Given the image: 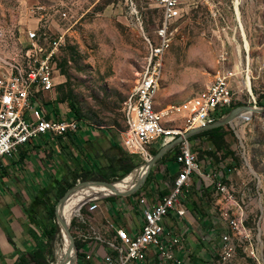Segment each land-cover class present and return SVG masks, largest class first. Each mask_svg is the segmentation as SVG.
<instances>
[{"label": "rangeland", "instance_id": "374dc122", "mask_svg": "<svg viewBox=\"0 0 264 264\" xmlns=\"http://www.w3.org/2000/svg\"><path fill=\"white\" fill-rule=\"evenodd\" d=\"M239 2L243 20L252 33L250 36L253 52H264V0H187L185 16L172 26L171 45L164 54L161 89L157 97L158 110L163 111L171 105H182L186 102L190 104L195 97L204 98L215 88L217 77L223 71L220 51L225 48L230 53L235 52L236 46L241 43L236 33L238 22L234 8ZM161 22V14L151 0H136L134 5H131L129 0H0V56L7 61L21 59L24 51L22 41L30 26L38 24L40 33L61 39L57 73L59 84L53 99L52 95H48V104L44 106L47 110L54 109L59 115L69 118L70 103L73 102L82 114V127L77 134L81 138H87L93 133L95 140L94 147L86 143L79 145L71 135L46 141L48 146L45 155L49 156L52 163V166H47V175L51 177L60 167L63 176L68 178L73 187L79 185L68 197H77L91 191L95 195L98 190L111 189L107 185L82 184L87 181L83 173L85 169L93 166V158L102 167H108L104 177L119 185L123 180L117 175V159L120 156L123 155L124 159L132 161L133 172L145 165L159 150L157 147L160 146V141H157L149 148V154H130L124 149L126 153L122 154L110 145L107 138H104V141L100 137L107 134L120 147L122 133L128 130L124 117L125 102L136 89L140 74L147 71L151 63L153 45L156 46L160 42L156 31ZM258 91L255 89V92ZM236 97L240 103L227 107L224 110L227 111L226 114L237 106L250 105L247 102L248 94L239 93ZM189 120L190 112L186 110L184 114L180 113L179 118L165 119V124L168 127L188 130ZM223 127L227 133V145L219 151L223 155L225 152L232 153L228 157L233 159L237 166V171L231 172L232 175L226 182L233 183L239 195L244 188L249 190L247 195L250 197H245L242 205L252 227V242L261 263L264 264V113L242 114ZM204 139H192L195 150L199 152L203 169L206 168L207 157L211 155L209 152L215 149L210 141ZM200 140L203 141L202 146ZM35 141L38 144L31 143L34 148H40V145L45 143L39 138ZM87 152L93 157L88 158L85 155ZM217 155L213 154L215 164L212 168L221 160L220 155ZM175 166L178 167L177 164ZM158 168L159 165L156 164L154 171ZM11 173L13 179L20 184L25 176L30 177L27 170L22 174L16 171ZM0 174L8 175L1 163ZM144 174L132 179V186L127 190ZM173 178L174 176L169 177L168 180ZM194 179L199 178L196 176ZM37 182V185L42 183L41 179H37ZM46 189V198L36 213H40L39 217L43 223L58 225L57 214L52 218L49 212L54 204L57 205L61 196L56 195L53 186ZM149 191H145V194ZM21 192L15 190L16 194L22 195ZM212 192H205L202 198L199 194L196 195L194 201L197 207L194 208L200 211L206 209L201 204L202 200L207 201L205 204L214 206ZM151 195L154 194L151 193L148 197ZM125 197L111 194L89 198L98 199L100 202L101 206L95 212L99 218L98 212L106 213V206H111L118 199L128 200L124 205H139V195ZM68 204L70 203L64 206ZM219 206L217 213H220ZM120 213L123 216V211ZM73 219L70 230L75 237V243L81 242L74 231ZM98 221L102 226L106 223L103 216ZM202 231L198 233L199 246L206 248L208 252L210 245L201 239ZM60 236V240L51 241L46 238L44 250L51 264H60V253L64 247L62 232ZM250 244V241H238L237 256L232 264H260L250 254ZM75 251L76 264L82 263L84 259H79L77 250ZM196 253H199L197 249L193 252V257L197 256Z\"/></svg>", "mask_w": 264, "mask_h": 264}, {"label": "built area", "instance_id": "2783aa9c", "mask_svg": "<svg viewBox=\"0 0 264 264\" xmlns=\"http://www.w3.org/2000/svg\"><path fill=\"white\" fill-rule=\"evenodd\" d=\"M151 1L162 18L156 31L160 42L153 45L151 73L143 78V86L133 99L125 102L124 117L128 130L122 133L120 141L124 150L136 155L149 154V148L157 141L163 147L191 129L212 124L226 115L224 110L227 107L240 103L236 97L239 93L248 94L250 105L264 107L261 105L264 104V52H253L252 33L243 20L239 2L241 19L238 18L236 4L234 8L238 22L236 33L241 43L236 46L235 52L230 53L224 48L219 53L223 64V71L217 77L221 84L220 93L210 103H203L202 96H197L190 104L179 106L167 115L157 116L150 99V91L155 88L153 75L163 62L164 47L171 45L172 26L185 16L187 0ZM129 2L134 5L136 0ZM22 43L24 51L21 59L13 62L0 56V163L23 146L34 144L37 138L55 140L56 137L76 133L82 127V119L61 116L56 110L45 107L47 96L52 95L53 99L59 84L57 73L61 39L40 33L36 24L26 31ZM255 89L259 91L255 92ZM181 110L191 112L190 127L188 130L179 128L175 136L166 135L161 129V122L179 118ZM200 145H203L201 140ZM177 147L175 157L179 170L170 193L157 198L155 203L147 194H139L143 216L139 229H129L109 218H105L103 229L95 213L101 206L98 199L83 201L75 213L73 228L83 243L86 261L90 264H197L193 259V250L187 245L186 234L190 232L191 224L185 223L180 229L165 224L166 218L171 215L184 220L191 214L189 193L194 185V176H197L204 186L203 190L210 188L215 199L210 231L200 234L201 239L210 245L208 255L201 260L202 264H232L237 256L238 241H250V254L262 264L252 242L253 231L248 214L242 205L249 190L244 188L239 195L237 187L226 182L231 172L237 171L233 159H223L218 152L221 160L217 165L212 168L215 158L209 156L203 169L191 137H184ZM217 206L220 213H217ZM95 241L103 248L100 262L93 251Z\"/></svg>", "mask_w": 264, "mask_h": 264}, {"label": "crops", "instance_id": "0c3cea01", "mask_svg": "<svg viewBox=\"0 0 264 264\" xmlns=\"http://www.w3.org/2000/svg\"><path fill=\"white\" fill-rule=\"evenodd\" d=\"M101 138L104 141V138H107L109 142L111 140L107 134L100 137V139ZM39 139L45 142L40 145V148H34L31 144H27L23 146L19 152L15 153L14 157L12 156V160L7 158L1 162L8 175H1L0 177V264H20L22 260H27L29 264H34L31 254L40 247L45 246L46 234L43 232L44 228L42 226L43 222L39 217L40 213H36L32 208L42 197H45L46 188L56 185L57 179L62 178L63 171L58 167L51 177L47 175V172H49V167L47 166H52L49 156L46 157L45 155V150L48 146L46 143L50 140L46 137H41ZM35 143L38 144L37 141H35ZM120 147L123 149L121 143ZM157 148L160 149L161 145ZM169 153L166 159L163 161L159 160L156 163L159 165L158 169L154 171L153 167L154 178H152L147 187V190L151 191H149L147 195L151 193L154 194L151 195L152 198L149 197L153 203L156 202L157 198L170 193L177 171L179 170V165L177 163L178 167L175 166L171 169L174 165L170 166V163H172L171 159L174 157L175 153H173V150L169 151ZM26 170L28 174H30V179L25 176L21 184L13 179L14 176H12L11 171L21 172L22 174V172ZM172 176H174L173 180H168V178ZM195 177L196 176H194V178ZM37 179H41L42 183L37 185ZM194 184L195 187L192 186L189 193V204L191 206L189 213L191 214L184 220H180L171 215L166 218L165 224L167 227L179 229L182 228L185 223L191 224L190 232L186 234L187 245L193 252H195L196 249L199 251V253H196L197 256L193 257V259L197 264H202L208 252L206 248H201L199 246L198 233L202 231V229L204 232L210 231V217L213 214V206L211 207V205L205 204L207 201L202 200L201 204L203 207L205 206L206 209L202 211L196 209L197 205L194 201L196 195L199 194V197L202 198L205 192L203 190L204 186L200 184L199 179H194ZM15 187L17 189H14ZM15 190H21L22 195L16 194ZM142 193H145V191H142ZM127 201L128 200L122 201V199H118V201L112 203L111 206H106L107 214L98 212V219H101L103 216L129 229H139L143 224L142 209L138 204L135 206L129 204L124 205ZM194 206L196 207L194 208ZM120 211H123V216ZM99 224L101 225L100 222ZM101 227L104 228L102 225ZM87 248L89 249V247ZM102 249L100 243L95 241L93 251L99 262L103 258L101 253ZM81 264L90 263L84 259Z\"/></svg>", "mask_w": 264, "mask_h": 264}, {"label": "trees", "instance_id": "16d2710c", "mask_svg": "<svg viewBox=\"0 0 264 264\" xmlns=\"http://www.w3.org/2000/svg\"><path fill=\"white\" fill-rule=\"evenodd\" d=\"M261 105H264V104H261ZM70 107H71V116L70 117H77V118L81 119L82 114H81L80 110L75 107L73 102L70 103ZM223 129H224L223 126L212 128V129H208V130H205V131H202V132L194 134L193 136H191V139H201V140H203L205 138L204 141H206V140L210 141L215 146L214 147L215 149H211L209 154H211L210 156H213L214 153H216V155H217L218 152H220L219 150L220 149H224L225 148L224 146L227 145L226 141H225V136H226L227 133ZM70 135H71L72 139L76 140L79 145H82L83 143H86V144L92 145L94 147V141L95 140L92 138L91 134L88 135L87 138L79 137V134H77V132L76 133H70L67 136H70ZM60 137H64V136H60ZM78 138H79V140H78ZM110 143H111L110 145L113 148L118 149L119 151H121L122 154L126 153L121 147H119L114 141H112V139L110 140ZM202 143H203V141H202ZM176 150H178L177 146L173 149V153H175ZM155 154H156V152H155ZM169 154L170 153L168 151V153L166 155H164L160 159V161H163L164 159H166L167 155H169ZM231 154L232 153H230V152H225L224 155L222 153V157H224V159H226L228 156H231ZM85 155L88 158L93 157L92 154H89L88 152ZM171 161H172V164L170 166L174 165L171 168V169H173L175 167L176 163H177L175 155H174V157H172ZM91 162H92L93 166L88 167L87 169H85V171L83 173L84 179L85 180H99V179H102V180H105V181L106 180L109 181L107 178L104 177V175L107 172L105 170H107L106 168H108V167H102L94 158L91 160ZM131 162L132 161L130 159H124L123 155L120 156L117 159V163H118L117 169L119 168L117 175H118L119 178H124L125 176H127L132 171V169L134 167V164H131ZM152 178H154L153 169L148 174V176H147V178L145 180V183L143 184L141 189L138 190L137 192L133 193L130 196L132 197L134 195H139L142 191H146L147 187L149 185V182L152 180ZM53 187L55 188L56 195L62 197L70 187H73V184L72 185L70 184V182H69L67 177L62 176L61 179H57L56 185H54ZM207 191H210V188H205L204 189V192H207ZM47 193L48 192L46 191V195H47ZM46 195H45V197H42L38 203L35 204V206L32 208L33 210H35V211L37 210L39 205L46 198ZM55 210H56V204H54V206L52 207V210L49 212L50 217H52V218L55 217V213H56ZM57 218H58V213H57ZM42 226L44 228L43 232L46 234V238H49L51 241L53 239H56V240L57 239H59V240L61 239V236H60L61 229H60L59 224L58 225H47L45 223H42ZM75 244H76V247H77V254H78L79 259H82V258L84 259L85 258V254L82 251L83 243L76 241ZM76 257H77V255H76V251H75V258ZM31 258H32L34 264H51V260L47 257L46 252L44 250V247H40L38 250L34 251L31 254ZM20 264H29V263L27 262V260H22V261H20ZM75 264H76V260H75ZM79 264H81V263H79Z\"/></svg>", "mask_w": 264, "mask_h": 264}, {"label": "bare ground", "instance_id": "6f19581e", "mask_svg": "<svg viewBox=\"0 0 264 264\" xmlns=\"http://www.w3.org/2000/svg\"><path fill=\"white\" fill-rule=\"evenodd\" d=\"M238 4H236V11H237V15L238 18L241 19V15H240V11L238 9ZM167 47H164V51H163V59H164V54L166 51ZM163 65L164 62H161L160 66L158 68L155 69L154 75H153V82H154V87L151 91H150V99L152 101L153 104V109L157 110V116H164L169 114L171 111L176 110L177 107L179 106H186L188 104V102L183 103L182 105H171L168 108H166L163 111L158 110L157 108V97L159 94V91L161 89V81H162V71H163ZM153 69V57L151 59V63L147 69V71L143 72L140 74V80L139 83L136 87V89L134 90V92L132 93L130 99L128 101H131L133 99V95L135 93H138L139 90H141L142 86H143V78H146L149 76V74L151 73ZM221 91V84L219 83V80L217 81V85L215 86V88L209 93L207 94L204 98H202V102L203 103H210V100L213 99L215 96H217V94H219ZM127 101V102H128ZM186 110H181V113L184 114ZM243 114H251L250 111H246ZM192 123V114L190 112V120L188 122V125L190 127ZM161 129H164V132L166 135L168 136H175L178 134V127H168L166 126L165 122H161ZM182 130V129H180ZM187 130V129H186ZM146 173V167L143 165L141 166L139 169H137L136 171H133L131 173H129L127 176H125L123 178V180L121 181V183L119 185H117V183H115V188L117 191H126L127 188L131 187V182L132 179H134L137 176H140L141 174ZM117 185V187H116ZM115 191L111 190V189H101L98 190L95 195L94 193L91 192H87L85 194L79 195L77 197H67L65 199V201L62 203V205L60 206L59 210H58V224L60 226L62 235H63V241H64V247L62 249V252L60 253V263L61 264H75V249H72L70 251V236L68 234L67 228L70 227L71 221L73 219V217L75 216L76 211L79 209L80 205L83 203L84 200H87L89 197L91 196H103V195H111L113 194ZM66 203H70L66 206H64ZM71 259V262H64L65 259Z\"/></svg>", "mask_w": 264, "mask_h": 264}, {"label": "water", "instance_id": "95a60500", "mask_svg": "<svg viewBox=\"0 0 264 264\" xmlns=\"http://www.w3.org/2000/svg\"><path fill=\"white\" fill-rule=\"evenodd\" d=\"M246 111H250L251 113L254 112H259V113H264V107H256V106H252V105H240L237 106L235 108H233L228 114H226L224 117H222L221 119L217 120L216 122L203 126V127H199V128H195V129H191L188 132L185 133V135H180L178 136L176 139H174L173 141L169 142L168 144L164 145L163 147H161L154 156H152L151 159H149V161L144 165L146 167V173L140 178V180L129 190L126 191H117L115 188V182H110V181H105V180H87L84 181L82 184L87 185L89 183H94L96 185H107L108 187H110L113 191H115L113 193V195H121V196H129L132 195L133 193L137 192L138 190L141 189V187L143 186V184L145 183V180L148 176V174L150 173V171L152 170V168L154 167V165L168 152L173 150L182 140L184 137L186 138H190L191 136H193L196 133L208 130V129H212V128H216V127H220V126H225L227 124H230L233 120H235L236 118H238L239 116H241L244 112ZM131 173V172H130ZM79 187V185H77L76 187H73L72 189H69L58 201L57 205H56V214L58 213V210L60 208V206L62 205V203L65 201V199L67 198V196L75 189ZM109 195V194H107ZM106 195V196H107ZM87 200H92V198H88ZM68 234L70 236V251L72 249L77 250L76 244H75V237L73 236L70 227L67 228ZM71 262V259H65L64 262ZM61 264V263H60Z\"/></svg>", "mask_w": 264, "mask_h": 264}]
</instances>
